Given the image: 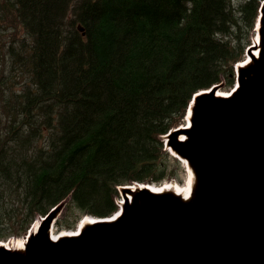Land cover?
<instances>
[{
  "label": "trees",
  "instance_id": "16d2710c",
  "mask_svg": "<svg viewBox=\"0 0 264 264\" xmlns=\"http://www.w3.org/2000/svg\"><path fill=\"white\" fill-rule=\"evenodd\" d=\"M259 2L0 0V240L66 197L73 228L115 212L117 186L173 178L161 135L232 85ZM14 112H47L40 135H12Z\"/></svg>",
  "mask_w": 264,
  "mask_h": 264
},
{
  "label": "water",
  "instance_id": "95a60500",
  "mask_svg": "<svg viewBox=\"0 0 264 264\" xmlns=\"http://www.w3.org/2000/svg\"><path fill=\"white\" fill-rule=\"evenodd\" d=\"M261 14L258 52L237 67L240 89L228 98L215 87L195 95L191 126L163 136L191 167L189 192L120 186L124 201L113 219L88 220L78 234L53 239L65 199L28 230L23 246L1 242L0 264H26L19 258L38 243L60 264H264V6Z\"/></svg>",
  "mask_w": 264,
  "mask_h": 264
},
{
  "label": "rangeland",
  "instance_id": "374dc122",
  "mask_svg": "<svg viewBox=\"0 0 264 264\" xmlns=\"http://www.w3.org/2000/svg\"><path fill=\"white\" fill-rule=\"evenodd\" d=\"M252 32H253V35H254V29H253ZM250 35H251V32H250ZM244 56H245V50H244V53H243V57ZM15 81L16 80L14 79L13 75L9 76V82L12 83V82H15ZM220 90H226V89L223 87L222 89L221 88L218 89V91H220ZM38 109H41V110L45 111L44 107H43V104L41 105V108H38ZM14 115H15V118H16L17 122H16V124H15V126L13 128L12 135H36V134L40 135L37 131H35V126L37 124H39L40 120L48 118L47 112H46V116H44V117H35V118H31V117H27V116H18L15 112H14ZM175 126H172V127H175ZM192 133L194 134V130L192 131ZM162 140H163V137H162ZM172 162H173V158H170L168 160V163L171 164ZM171 179H173V180L163 181L162 183H159V184L156 183V184H154V186L156 188H160V187L168 186L170 184H172V185L174 184L173 186L177 185L178 187H185L187 185L188 180H189V173L186 170L185 166L184 165L182 166V164L180 162H178L177 174ZM38 218H39V216H37L33 220V222L35 220H36L35 222H38L37 221ZM79 218L80 217H78V219ZM78 219L75 222V224H78L77 223ZM73 220H74V215L68 208V202H66L65 205L57 212V214L55 215L54 219L52 220V223H53V226H52L53 227L52 228L53 234L56 236L57 234H61L63 232L74 231L76 229L75 228L76 226L74 228H66V227L60 228V224H63L65 222H72ZM33 222L31 223L32 225H33ZM11 237L12 236H10V238ZM19 239H21V238H19ZM16 240H17L16 238H13V239L11 238L8 241H15L16 242ZM2 259H3V256H0V261Z\"/></svg>",
  "mask_w": 264,
  "mask_h": 264
},
{
  "label": "bare ground",
  "instance_id": "6f19581e",
  "mask_svg": "<svg viewBox=\"0 0 264 264\" xmlns=\"http://www.w3.org/2000/svg\"><path fill=\"white\" fill-rule=\"evenodd\" d=\"M254 41H256V40H254ZM190 135H194L192 132L190 133ZM192 142V141H191ZM187 167H188V170H189V180H188V182H187V185L185 186V187H178L177 185H175V186H173L172 184H170V185H168V186H165V188H172V189H175V190H177L178 192H187L188 191V189H189V187H190V181H191V171H190V169H191V167H190V165H189V163H187ZM155 189V188H154ZM81 219H83V222H86V221H88V216H82L81 217ZM155 221H161V219L160 218H155L154 219ZM186 222H187V220H186ZM185 222V223H186ZM195 222V221H194ZM193 222V223H194ZM156 223V222H155ZM37 224V222H35L33 225L35 226ZM53 228V227H52ZM52 228H51V232H52V235L53 236H55L54 234H53V231H52ZM185 228V227H184ZM63 233H66V232H63ZM62 233V234H63ZM238 238V237H237ZM240 239V238H239ZM1 242V241H0ZM14 242V241H13ZM235 243L237 244V241H235ZM13 245H15L16 247H21V246H23V242H22V239H17L16 240V243L15 244H13ZM227 247H229V243L227 244ZM245 247H247V245H245ZM230 249H232V250H234V251H237L238 249H237V246H233L232 248H230ZM245 249H247V248H245ZM241 252L243 251V250H240ZM228 252V251H227ZM42 253L44 254V257L42 256ZM48 253V252H47ZM54 256L55 255H50V254H45L44 252H43V250H42V245L40 244V243H38L37 244V246L35 247V248H33V253H32V255H23L22 254V258H19V260L18 261H20V260H22V259H29V260H27L28 262L26 263V264H60L55 258H54ZM236 257H238L236 254H234V258H236ZM102 258H104V257H102ZM101 259V258H100ZM243 259V258H242ZM98 260V259H97ZM92 263H94V262H92ZM4 264V263H3ZM6 264V263H5ZM23 264V263H22Z\"/></svg>",
  "mask_w": 264,
  "mask_h": 264
}]
</instances>
